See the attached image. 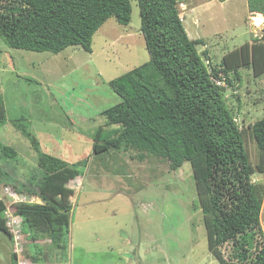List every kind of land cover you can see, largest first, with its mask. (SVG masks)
Here are the masks:
<instances>
[{
    "label": "rangeland",
    "instance_id": "rangeland-1",
    "mask_svg": "<svg viewBox=\"0 0 264 264\" xmlns=\"http://www.w3.org/2000/svg\"><path fill=\"white\" fill-rule=\"evenodd\" d=\"M179 1L188 36L202 39L197 48L208 52L213 65L264 30L263 17L248 13L247 0ZM130 2L131 21L106 19L92 36L91 51L71 45L58 53L38 52L10 47L0 38V101L6 110L0 141L16 152L0 158V185L16 181L29 187L32 181L25 180L43 173L38 165L43 154L79 170L67 182L74 190L70 229L59 248L48 237L33 240L22 231V216L12 211L14 203L41 199L13 193L10 186L8 194L2 190L12 238L0 230V264H10L13 252L18 264H219L207 248L189 162L170 169L161 158L140 162L122 148L93 151L98 128H109L102 111L120 100L109 81L149 58L139 7ZM238 72L239 78L229 73L233 86L224 95L246 131L264 116V73L254 76L249 65ZM245 136L255 163V141L248 131ZM252 181L264 184V174L254 173ZM260 219L264 235V203ZM36 247L42 250L40 261L30 256ZM229 247H222L225 257Z\"/></svg>",
    "mask_w": 264,
    "mask_h": 264
},
{
    "label": "trees",
    "instance_id": "trees-1",
    "mask_svg": "<svg viewBox=\"0 0 264 264\" xmlns=\"http://www.w3.org/2000/svg\"><path fill=\"white\" fill-rule=\"evenodd\" d=\"M136 2L149 58L109 81L120 100L102 111L109 128H98L93 151L122 148L137 154L140 162L161 158L170 169L189 162L209 252L219 264H264V184L252 181L254 173L264 174V116L246 128L258 151L253 163L245 128L234 120L224 95L227 86H233L229 73L239 78L240 66L249 65L254 76L264 73V30L213 65L208 52L197 48L202 39L188 36L179 0ZM247 9L264 20V0H247ZM131 15L130 0H0V38L10 47L31 51L58 53L71 45L91 51L92 36L106 19L113 16L128 24ZM2 119L6 110L0 101ZM15 154L0 141L1 159ZM38 165L43 173L28 177L29 187L5 182L0 195L2 190L8 194L5 187L10 186L13 193L38 196L41 202H17L12 211L22 216V231L33 240L48 237L59 248L70 229L74 190L67 182L79 170L50 154L40 156ZM5 208L0 197V230L12 238ZM227 244L225 257L222 247ZM41 254L40 247L34 253L31 249L34 261H40ZM10 264H18L16 252Z\"/></svg>",
    "mask_w": 264,
    "mask_h": 264
},
{
    "label": "built area",
    "instance_id": "built-area-1",
    "mask_svg": "<svg viewBox=\"0 0 264 264\" xmlns=\"http://www.w3.org/2000/svg\"><path fill=\"white\" fill-rule=\"evenodd\" d=\"M223 80V79H222ZM222 80H215V82L217 83V84H221V82H222Z\"/></svg>",
    "mask_w": 264,
    "mask_h": 264
}]
</instances>
